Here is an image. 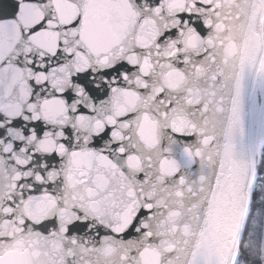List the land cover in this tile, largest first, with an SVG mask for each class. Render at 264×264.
Returning a JSON list of instances; mask_svg holds the SVG:
<instances>
[{
  "label": "snow or ice",
  "instance_id": "1",
  "mask_svg": "<svg viewBox=\"0 0 264 264\" xmlns=\"http://www.w3.org/2000/svg\"><path fill=\"white\" fill-rule=\"evenodd\" d=\"M215 0H0V264H264V78Z\"/></svg>",
  "mask_w": 264,
  "mask_h": 264
},
{
  "label": "water",
  "instance_id": "2",
  "mask_svg": "<svg viewBox=\"0 0 264 264\" xmlns=\"http://www.w3.org/2000/svg\"><path fill=\"white\" fill-rule=\"evenodd\" d=\"M212 42L208 45L221 66L237 80L259 76L264 54V0H215Z\"/></svg>",
  "mask_w": 264,
  "mask_h": 264
},
{
  "label": "rangeland",
  "instance_id": "3",
  "mask_svg": "<svg viewBox=\"0 0 264 264\" xmlns=\"http://www.w3.org/2000/svg\"><path fill=\"white\" fill-rule=\"evenodd\" d=\"M259 77L264 78V55L262 56L258 65Z\"/></svg>",
  "mask_w": 264,
  "mask_h": 264
},
{
  "label": "trees",
  "instance_id": "4",
  "mask_svg": "<svg viewBox=\"0 0 264 264\" xmlns=\"http://www.w3.org/2000/svg\"><path fill=\"white\" fill-rule=\"evenodd\" d=\"M263 32H264V29H263Z\"/></svg>",
  "mask_w": 264,
  "mask_h": 264
}]
</instances>
